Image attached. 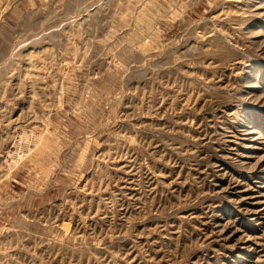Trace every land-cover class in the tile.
<instances>
[{"label":"rangeland","instance_id":"374dc122","mask_svg":"<svg viewBox=\"0 0 264 264\" xmlns=\"http://www.w3.org/2000/svg\"><path fill=\"white\" fill-rule=\"evenodd\" d=\"M0 264H264V0H0Z\"/></svg>","mask_w":264,"mask_h":264}]
</instances>
